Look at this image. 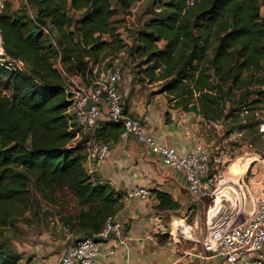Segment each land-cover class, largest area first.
<instances>
[{
  "label": "trees",
  "instance_id": "trees-1",
  "mask_svg": "<svg viewBox=\"0 0 264 264\" xmlns=\"http://www.w3.org/2000/svg\"><path fill=\"white\" fill-rule=\"evenodd\" d=\"M27 1L35 9L32 19L7 0L0 11V57L25 65L13 69L0 61L1 226L29 200L27 173L45 199L55 201L56 190L67 188L87 206L79 216L86 235L100 231L106 217L121 207V195L85 167L81 150L87 140L76 141L81 127L70 122L68 84L55 66L57 56L69 76L85 77L93 76L96 66H113L118 52L126 50L127 59L139 57L147 65L133 72L136 77L165 80L163 91L170 88L180 98L177 107L208 120L220 118L237 91L239 103L255 92L248 89L253 81L245 74L256 73L264 62V0H193L191 5L189 0H160L156 14L134 32L132 46L121 37L114 17L142 0ZM251 77L264 86V77ZM91 131L95 143H115L122 124L106 117ZM157 196L159 209L176 207L169 193L158 190ZM20 259L19 251L0 244V264H19Z\"/></svg>",
  "mask_w": 264,
  "mask_h": 264
},
{
  "label": "crops",
  "instance_id": "crops-1",
  "mask_svg": "<svg viewBox=\"0 0 264 264\" xmlns=\"http://www.w3.org/2000/svg\"><path fill=\"white\" fill-rule=\"evenodd\" d=\"M150 87L139 82L136 75L124 67L120 81L124 107L128 109L127 113L142 121L149 136L182 153L192 150L198 143L212 146V138H207L210 137L208 121L200 113L174 108V104L161 95L152 94ZM86 140L83 153L86 155V169L121 195V207L115 215L122 222L125 238L123 243L114 236L101 239L102 253L97 264H227L205 245L207 216H214V210L206 209L208 198L189 218L185 217L190 199L183 171L164 165L160 155L147 150L133 136L126 141L120 139L110 143L108 157L101 167L96 168L89 154L95 140L93 137ZM230 181L232 179L227 178L219 197L227 201L226 198L231 196L232 203L238 205L244 192L236 189L235 179L234 184ZM137 185L149 189L147 199L128 197V190ZM158 190L169 193L176 207L159 209ZM215 211L220 212L216 205ZM58 257L56 255L53 261ZM244 261L245 258L240 262L243 264Z\"/></svg>",
  "mask_w": 264,
  "mask_h": 264
},
{
  "label": "rangeland",
  "instance_id": "rangeland-1",
  "mask_svg": "<svg viewBox=\"0 0 264 264\" xmlns=\"http://www.w3.org/2000/svg\"><path fill=\"white\" fill-rule=\"evenodd\" d=\"M7 1L11 3L14 11L23 9L31 19L34 17L35 9L32 8L27 0ZM159 1L142 0L135 4L132 12H121L114 17L121 37H124L130 45L133 44L134 32L137 29H141L143 24L159 10ZM80 15L81 12L73 14L75 18H79ZM261 15L264 17V7L261 8ZM45 38L48 42L56 45L54 38ZM159 45L162 46L163 41H160ZM0 47H2L1 39ZM126 57L127 55L118 62L122 67V71L127 66L129 71L137 74L140 69L147 67V65L139 63L141 61L139 57H135V59L130 57L127 59ZM57 58L58 56L54 58L55 65ZM110 62L111 60H107L104 63ZM106 67L108 66L101 65L98 67L99 69L96 70L95 68L93 76L72 75L71 78L67 79L68 88L90 85L99 75V72L107 70ZM251 75H255L257 79L263 78L264 62L262 63V68L256 73L247 72L245 74V80L253 81L249 84L248 89L251 91L255 90V92L244 96L243 102H237L239 98L237 91L234 99L231 100L233 104L230 101L226 102L227 108L225 106L226 110L221 112L220 118L208 120L200 113L208 121V134L210 137L207 138H212L213 141L212 146L205 144L212 148L213 155L221 156V160L226 161V168L222 174H219L221 166L220 169L216 166L214 170H211L209 176L214 175L213 186L219 187L223 178L232 179V182L230 181L232 184H234L233 179H235L236 183L234 185L236 189L244 192L243 200L238 205L234 204L229 210L230 213L227 214L228 216L231 215L229 220H232L234 224L248 220L255 201L264 191V131L261 130L262 124H264V86L259 82H255ZM140 77H142V80ZM136 79L139 82L151 85L149 89H153L152 94L161 95L174 104V108L177 107L176 104L179 103L180 98H176L177 94L172 92L170 88L167 91H163L165 80L152 82L144 75H138ZM259 90H263L262 94H258L257 91ZM252 101H254L253 104ZM180 108L183 109L182 107ZM215 115H217L216 112ZM74 127L79 129L78 124H74ZM79 130L81 136H77L76 141L93 136L90 129H85L86 131H84L83 128H80ZM93 144L89 154L92 151ZM84 147L81 153H84L87 145ZM27 175L29 177L27 184L29 200L23 205H18L11 212L12 217L6 225H0V244L5 249L21 253L19 264L52 263L56 255L60 256L78 239L86 235L81 226L79 216L80 212L86 209L87 206L80 205L75 194L67 188H58L56 190L55 201L45 199L35 189L31 175L29 173ZM252 195H254V198ZM216 197L207 199L206 209L210 208L213 211L216 205V209L220 210L219 204L217 202L213 203ZM226 199L225 204L231 205V196ZM223 212L225 211L223 210ZM219 216L220 213L216 217Z\"/></svg>",
  "mask_w": 264,
  "mask_h": 264
},
{
  "label": "built area",
  "instance_id": "built-area-1",
  "mask_svg": "<svg viewBox=\"0 0 264 264\" xmlns=\"http://www.w3.org/2000/svg\"><path fill=\"white\" fill-rule=\"evenodd\" d=\"M188 4H193V0H189ZM4 8L5 0H0V11ZM43 30L49 35L48 28L45 27ZM3 53L2 47L0 56ZM125 56L126 50L119 51L113 66L99 72L90 85L68 88V100H70L68 112L73 115L70 122H75L83 129L94 130L105 116L111 121L122 124L120 136L122 141L133 136L147 150L160 155L164 165L183 171L190 199L185 217L189 218L205 198H215L218 186H213L214 175H209L216 166L218 169L221 166L219 174H222L226 168V161H222L221 156L213 155L212 148L205 143H198L192 150L184 153L179 152L175 147L158 143L145 132L144 124L140 119L125 112L123 94L120 90L123 71L118 64ZM0 61L7 63L8 67L13 69L25 68L20 60L0 57ZM55 66L66 79L72 77L65 72L60 59ZM95 68L97 70L98 67ZM261 130L264 131V124ZM78 132L79 130L76 132L77 136ZM110 149L109 143L93 144L90 158L96 168L102 166ZM149 194V189L140 185L132 187L127 193L130 198L142 199H147ZM223 215L224 213H220L219 217L207 216L205 239L207 249L213 255L224 259L227 264H242L240 261L243 258H245L243 264H264V191L255 201L247 221L234 224L229 220L231 215ZM110 236L116 237L121 243L125 239L122 222L115 214L106 217L100 231L78 239L55 262L46 264H97V259L102 253L100 241Z\"/></svg>",
  "mask_w": 264,
  "mask_h": 264
},
{
  "label": "bare ground",
  "instance_id": "bare-ground-1",
  "mask_svg": "<svg viewBox=\"0 0 264 264\" xmlns=\"http://www.w3.org/2000/svg\"><path fill=\"white\" fill-rule=\"evenodd\" d=\"M0 39H1V37H0ZM2 48V47H1ZM0 53H1V50H0ZM226 183H227V178H223L221 181H220V184H219V187H218V189H217V192H216V202L219 204V207H220V213H224V214H226L225 212H229V210H230V208H232V206L235 204V203H231V205L229 204V205H226L225 203V199L223 200L221 197H219V192H220V190L223 188V187H225V185H226ZM232 202V201H231ZM213 203H215V201H213ZM237 205V204H236ZM223 210L225 211V212H223ZM217 215V213H216V211H215V209H214V216H216Z\"/></svg>",
  "mask_w": 264,
  "mask_h": 264
}]
</instances>
